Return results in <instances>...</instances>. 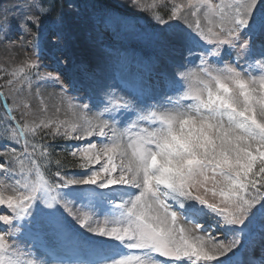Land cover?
<instances>
[{"label":"snow or ice","instance_id":"obj_1","mask_svg":"<svg viewBox=\"0 0 264 264\" xmlns=\"http://www.w3.org/2000/svg\"><path fill=\"white\" fill-rule=\"evenodd\" d=\"M132 2L166 25L159 39L182 57L187 51V64L208 46L199 64L177 67V97L160 108L108 93L91 107L74 104L61 86L64 119L59 106L49 115L41 100L38 113L29 99L33 73L58 82L40 75L35 50L67 56L64 16L55 0L21 10L17 27L32 37L33 55L2 69L0 264H241L242 249L250 253L244 264H264V0ZM225 51L234 63L224 62ZM46 137L86 141L61 148L83 171H66L54 145L41 143ZM21 235L33 239L31 249L19 246ZM44 242L96 258H42Z\"/></svg>","mask_w":264,"mask_h":264},{"label":"rangeland","instance_id":"obj_2","mask_svg":"<svg viewBox=\"0 0 264 264\" xmlns=\"http://www.w3.org/2000/svg\"><path fill=\"white\" fill-rule=\"evenodd\" d=\"M30 2L31 0H0V24L5 21L9 24V30L0 33V91H3L5 96L9 94L5 84L7 77L2 69L11 71L13 67L20 64L25 56L33 55L32 37H23L17 27L22 14L21 10L26 9L27 3ZM152 3L153 0H140V4L145 7ZM128 18L100 19L88 12L69 13L65 18L67 56L57 54L53 58L46 48L41 50L40 47H37L35 50L40 65V75L51 74L52 77L58 78V82L37 79L33 73L32 96L29 98L33 111L39 113L40 101L43 100L48 106L49 115L55 111L53 105H57L61 108L59 116L64 119L66 105L59 104L61 86L67 90L65 95L67 100H71L74 104L87 103L90 107L97 104L99 98L105 93L115 94L117 97L123 96L125 99L129 97L145 99L150 105L157 108L167 106L170 98L174 100L177 93L173 90L172 76L175 74L176 78H179L177 67L186 65V68L181 69L184 71L194 67V64H199L196 57L202 55L208 46L201 44L195 48L190 57L194 64L189 65L187 64L189 58L187 51L183 53L182 57L179 52L171 50L159 39L160 30L166 28V25L159 24L152 31L141 33V30L136 26L140 23H135V25L134 22H131V17ZM169 23L180 24L182 28L186 27L175 20L169 21ZM149 34L152 35L151 45H148ZM57 42L56 37H52V43ZM22 44L25 45L24 48L21 47ZM235 60L234 53L230 55L225 51V63H234ZM140 62L149 66L148 75L153 80L145 79V72L138 66ZM240 64L246 67L243 58L240 59ZM25 93L27 94V88H25ZM4 98V96L1 97L2 102ZM8 104L11 105L10 97ZM95 111L96 109L93 108V114ZM15 115L19 116V113L17 112ZM91 139L93 143L97 144L102 141V138L99 137ZM67 142H70V146L87 143L75 140ZM97 167L99 166L97 165ZM81 171L83 170L79 168L75 173ZM213 219L212 217L207 218L208 222H212ZM185 227L190 229L191 225H185ZM258 231L257 226V233ZM216 235L222 238L219 232ZM20 239L27 241L26 244L18 241L21 248L26 246L31 249L33 247L32 238L21 235ZM254 239L258 244V234L254 236ZM38 252L42 258L49 260L80 261L96 258L73 246L59 248L48 242H44L38 248ZM249 255L250 253H245L242 249L235 259L244 264ZM256 255H260L259 247H257Z\"/></svg>","mask_w":264,"mask_h":264},{"label":"trees","instance_id":"obj_3","mask_svg":"<svg viewBox=\"0 0 264 264\" xmlns=\"http://www.w3.org/2000/svg\"><path fill=\"white\" fill-rule=\"evenodd\" d=\"M56 14H63L64 19L75 11L81 13H90L100 19H110L112 17H124L133 18L134 21H141V24L147 29V32L152 31L159 25L147 11H142L132 1L124 0H55ZM150 35V34H149ZM0 117H4V113L0 107ZM2 125V121H0ZM41 143L53 144L55 153L58 154L57 158H61L62 162L69 167H66V171L69 173H75L79 170L76 167L77 160L70 156H67L65 152L61 151L63 147H70V142L57 138L55 141L51 137H46Z\"/></svg>","mask_w":264,"mask_h":264},{"label":"bare ground","instance_id":"obj_4","mask_svg":"<svg viewBox=\"0 0 264 264\" xmlns=\"http://www.w3.org/2000/svg\"><path fill=\"white\" fill-rule=\"evenodd\" d=\"M105 60V59H104Z\"/></svg>","mask_w":264,"mask_h":264}]
</instances>
